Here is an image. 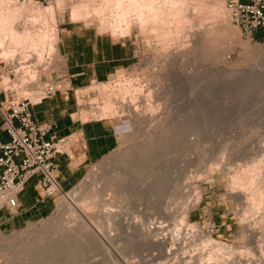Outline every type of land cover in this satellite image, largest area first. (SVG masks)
<instances>
[{
    "label": "rangeland",
    "instance_id": "1",
    "mask_svg": "<svg viewBox=\"0 0 264 264\" xmlns=\"http://www.w3.org/2000/svg\"><path fill=\"white\" fill-rule=\"evenodd\" d=\"M98 1L102 2L96 0L93 3L96 5ZM227 1L186 0L184 12H181L188 17L181 20L179 34L174 31L173 35H164L169 26L176 29L177 24L171 23L170 18L166 21L167 25L157 22L144 29L132 23L129 33L138 46L137 62L104 83L92 84L85 89L88 93L82 101L86 116L93 118L100 117L99 108L106 100L114 103V111L106 118L113 121L116 127L117 146L92 164L85 177L73 189L55 195V206L51 214L2 236L0 264H25L29 257L28 262L35 261L31 264H104L107 260L108 264H112V259H127L136 264H158L166 260L163 253L173 244L175 247L170 248L173 258L168 264H186L189 254L197 251L200 253L199 249L204 247L203 237L206 236L233 246V249H238L237 252L240 248L246 250L251 244V247L256 248L264 246V218L259 226L256 221V231L260 230L253 234L243 228L247 221L241 215L245 207H248L246 215L249 217L250 213V218H253L262 209L264 212V207L261 206L259 210V206L253 204V207L250 204L251 200L248 204L247 199L239 198L241 195L233 192L237 185V182L234 184L235 174L245 175L254 164L261 165L259 171L264 174V40L252 38L236 24L227 8ZM56 2H32V6L31 3L26 4L27 7L41 6L42 15L38 16V11L35 13L33 8L31 11L24 9L18 15L21 26L27 22L30 27H45L49 35L56 36L54 47L42 52L43 61L33 49L25 54L29 60L18 55L21 49L17 51L15 59L5 57L13 62L9 69H18L16 76H12V88L18 98L38 100L43 86L53 81L58 73L62 74L63 59L58 46L60 21L71 17L72 6L79 0ZM12 3L22 7V3L15 0ZM49 5L54 6L53 17L46 9ZM100 19L104 18L93 16L80 21L100 31L113 33L109 27L110 19L109 25ZM104 21L107 23V19ZM118 33L122 34L121 31ZM34 73L38 74L36 79L31 78ZM187 136L191 139H186ZM151 148L155 154L152 156L154 160L151 159L153 162L145 158ZM145 159L149 161L145 162ZM148 162L154 164L153 177L147 183L139 178L133 180L132 186L125 189L127 192L123 191L125 193L119 196V192H115L117 187L113 186L116 176L124 177L125 172L127 175L136 165L145 166ZM173 175L180 182L176 188L166 184V179ZM157 179L161 181L159 189L155 187ZM231 185L233 191L229 189ZM256 186L259 185L256 183ZM260 188L259 191L263 190L264 193V185ZM235 194L237 197H234ZM127 196L134 197L130 200ZM100 201L108 205H102ZM184 203L191 205L190 220L199 225V230L189 237L191 239L185 238V241L182 237L177 241L174 239V227H182V224H177L182 221L181 207ZM119 204L127 207V223L139 219L144 227H148L152 220L163 224L150 237L127 235L117 222L110 223L118 224L114 228L115 225H106L101 218L105 208L118 209ZM250 206L251 210L254 209L253 213ZM81 221L88 223L92 234L96 237L98 234L96 239L83 235L77 229ZM97 221L107 226L106 229L109 226L106 232H111L107 235L102 230L105 229L103 226L98 227L100 225ZM57 224H61L59 231L55 230V233H51L53 237L42 243L45 248L36 259V251H30L27 246L44 232L54 227L56 229ZM111 226L117 234L112 232L114 229ZM98 229L101 233L97 232ZM183 231L181 236H190L186 234L188 231ZM110 234L116 238L108 240ZM153 235L157 241L153 240ZM157 235H161L159 240L163 237L168 239L164 250L158 248L160 244H157ZM181 240L185 244L193 241L187 245L189 249L184 247V250V242ZM260 240L259 246L257 242ZM101 242L107 246L104 247ZM32 254H35L34 259L31 258ZM196 260L190 262L198 264ZM28 262L26 264H30Z\"/></svg>",
    "mask_w": 264,
    "mask_h": 264
},
{
    "label": "bare ground",
    "instance_id": "2",
    "mask_svg": "<svg viewBox=\"0 0 264 264\" xmlns=\"http://www.w3.org/2000/svg\"><path fill=\"white\" fill-rule=\"evenodd\" d=\"M59 1L60 0H57L56 3L58 4ZM80 1L81 0H79L78 3H75L72 6V9H71V17H72V19L74 21H77V20L79 21V20H82V19H85V20L87 19L88 20V18L91 19V17H93V16H95V17L98 16V17H103L104 19H107V23H106V21H104V19L103 20L100 19V20H102L101 22H105L104 24L109 25L108 24V20L110 19V26L109 27H111V29L113 30V33L115 35H119L120 32L118 33V31H121L122 34L128 33L130 31V28H131V25H132L133 22L139 24V26L144 29L146 27H149V25H152V23L155 24L157 22H161V23H165L166 24V21L169 18L171 20V21L169 20L171 23L175 22L177 24L176 27H175L176 29L173 30L172 28H170L171 26H169V28H166L167 31L164 32V35H168L169 36V34L171 35V33H172V35L175 34V33L179 34L178 28L181 25L180 24L181 20L185 19V18L187 19V17H188L186 15H183L184 8H185V5H186V0H102L101 3H99L100 1H98V4H96V5H95V3H93L96 0H84L83 2H80ZM30 3H31V6H32V1H29L28 3L27 2L26 3H22V5H21L22 7H20V6L18 7L16 5H12L13 4L12 0H0V53L4 57H13L14 58L16 56L17 51L21 49L20 50L21 54L18 52L19 53L18 55H20V56L22 55L25 59H28V57L25 54L27 52L29 53L28 50L31 51V49H33L36 52V55L38 56V58L42 59L43 58L42 57V52L45 51V49L48 50V49H52L54 47L53 46V41H55L56 36L55 35H49V32L46 31L45 27H43L42 29H41V27H40V29H38L39 27L36 28V27H34V25H32L33 27H30L29 25L26 24L27 22H25V24L23 26L20 25L21 23L18 20V15H19L20 12H23L24 9L25 10L27 9V11L29 9L31 11V9L33 8V10L34 9L36 10L35 13H37V11H38V13H37L38 16L42 15L41 6L35 5V7H27L28 5L26 6V4L30 5ZM53 8H54L53 5L52 6L49 5V7L46 8L50 12V13L49 12H47V13L51 14L52 17L54 15ZM181 11H183V12H181ZM180 13H182V14H180ZM182 23H183V21H182ZM181 27H182V25H181ZM21 29H23V30H21ZM150 29H151V31H153L155 29V27H154V29H152V28H150ZM170 29H172L173 31H171ZM124 31H126V32H124ZM157 31H155V33ZM174 31H175V33H173ZM160 35H162V34L160 33ZM7 44H8V47H6ZM27 55L29 56V54H27ZM24 58H23V60H24ZM44 58H45V56H44ZM45 60H46V58H45ZM42 61H43V59H42ZM18 62H20V61L18 60ZM30 75H31V73H30ZM37 75L38 74L35 75V73H34V74H32L31 78L36 79ZM24 79H26V78H24ZM128 83H130V82H128ZM129 88H127V89H129ZM38 95H40V94H38ZM99 109L100 110H99L98 116L100 115V118L106 117L107 115L111 114L114 111V103L111 100L108 99V100H106L104 102V104ZM85 117L87 118V116H85ZM189 131H190V127H189ZM162 132L163 131H161V133ZM188 135H190V133H188ZM186 139H191V138H190V136H187ZM188 141H190V140H188ZM153 151H154V149L151 148L149 154H147L148 156L145 155V158L146 157H148V159L150 158V161L154 160V158L152 157L153 155H155V154H153ZM148 159H145V162L149 161ZM152 162H148L149 164H145V166H144V164H140L139 166L136 165V167L133 166L134 168L130 167L132 169L131 170L128 169L130 172L127 175H126V172H125L124 177H123V175H122V177H120L121 175L119 177L116 176V178H115L116 182L113 184V186L114 187L116 186L117 190L115 191L114 188H113V190L115 192H119V196H120V193L127 192L125 189H128L129 186L131 187L132 186V181L135 180V179L139 178V180H141L142 182L147 183L149 181V179L151 177H153V172H154L153 171V165L154 164ZM150 163H152V164H150ZM260 166L261 165L257 166V164H254L253 166L251 165L249 167V169L247 170V172L245 173V175H241L239 173L235 174V176H234L235 177L234 184H236V182H237V185H236L237 187L235 186V188H234L235 190L232 188V185H231V188H229L230 190L232 189V191L234 190L233 192L238 193L239 196L241 195L239 198L243 197V198L247 199V203L248 204L250 203L248 201L251 200L252 203H250V204L252 206H253V204H256L255 206H257V207L259 206V210L262 209V207H264L263 206L264 205V193H263V190L259 191V188L261 187L260 189H262L263 185H264V176H263L264 174L262 173L263 174L262 175L261 172L259 171L260 170V168H259ZM147 169H148V171H146ZM125 170H127V169H125ZM144 172H148V173L146 174ZM170 173H169V175H170ZM178 180L179 179L175 178V176L174 177H169V178L166 179V184L168 183V185H170V187L176 188L177 185H179V183H180ZM169 181H170V183H169ZM160 182H161L160 179L156 180V184H155V182H153L155 184V187H158V189L160 188ZM256 183L259 185L258 187L256 186ZM154 184H151V185L154 186ZM255 186L257 188H255ZM155 187H153V188L155 189ZM229 189H228V194H229ZM123 191H125V192H123ZM256 191L258 192V195H257ZM255 192H256V194H255ZM135 193H137V192H135ZM133 194H131V195H133ZM135 195L137 196V194H135ZM236 195L237 194H235L234 197H237ZM199 196L200 195H198V197ZM132 197H134V196H132ZM132 197L130 198V196L129 197L127 196V199L130 198V200H131ZM199 200H197V203H198ZM137 201H138V198H137ZM100 203L102 205L103 204H105V205L107 204L106 202L103 203L101 201H100ZM184 204H182L183 206L181 207L182 208L181 212L183 211L182 212L183 214L181 215L182 216V218H181L182 221L177 224L178 226H180V224H182V227L181 226L180 227L176 226V228L174 227V229H175L174 239L177 240V241L180 240L182 237L184 238L183 240H185V238L188 239L189 237L194 235L193 234L194 232H197L199 230L198 229L199 225L196 222H192L190 220L191 205L189 206V203H184ZM195 205H196V203H195ZM166 206L167 205H165V207ZM252 206H250L249 209ZM116 208L112 209V207H111V209H108V210H107V208H105L104 212L101 215V218L104 219L103 221L106 223V225L107 224L115 225L114 228H116V226L119 224V228H121L123 230V232L125 234H127V235H130V236L133 235V236L145 237V238L146 237H150V236H152L151 233H155L153 231L158 230L159 227H161L162 224H163L161 221H156V220L153 221L152 220L149 223L148 227H144V224L142 222H140L141 220H139V219L136 220V221H133L132 223L131 222L127 223L125 221V219H126L125 215L128 212L127 207L124 204H122V205L118 206V209H116ZM162 208H164V207H162ZM247 210H248V207L247 208L245 207V209L243 210L244 213H241V215L243 216L244 221L245 220L247 221L245 223V226H243V228L246 231H248V233L255 234L257 231L260 230L259 229V230L256 231V229H258V228H256L257 226L255 225L256 221H257V225L260 224V223L262 224L263 221L262 222H260V221L262 220V218H264V212H262L263 211V209H262V211H261L262 213L259 212L258 216H255V215H257V214H255L253 218H250V217H252V215L250 216V213H249V217H248V215H246V213L248 214ZM253 210L254 209H252V210L250 209V211H252L251 213H253ZM259 210H257V212ZM136 218H137V216H136ZM102 219H100V222H101ZM257 219H259V221ZM97 222L100 225L99 221H97ZM111 222H113V223L117 222L118 224H113V223L110 224ZM50 224H52V222H50ZM78 224L79 225H77L78 226L77 229L80 230L83 233V235L92 236V237H95V239L98 237V234H97V237H96V235L92 234L93 231L91 230V228L88 225V223L86 224V222L81 221V223L79 222ZM53 225H55V224L53 223ZM60 225L57 224L56 225V227H57L56 229H54L55 228L54 226H53L54 228L51 227L52 228L51 231L48 230V232H46V233L44 232L46 235L43 233L39 237H37L35 241L33 240L32 243H29L30 246H27V247H29V250L34 252V253L36 251L37 254L36 255L34 254L36 256V259L41 256V255L39 256L38 254H40L43 251L42 249L45 248L44 245H43L44 244L43 242H45L48 239L50 240V238L53 237L51 233H53V232L55 233V230L60 229ZM102 226L104 227V225H100L98 227L101 228ZM105 227H107V226H105ZM130 227H131V230H129ZM114 228H112V226H111L112 230ZM74 229H76V228L74 227ZM174 229L172 228V231ZM184 229H185L186 232L188 231L187 233L186 232L185 233L186 234L189 233L190 236H188V235H187V237L186 236L185 237L181 236L182 235V231ZM102 230H105L104 232H106V230H109V226H108L107 229L105 228V229H102ZM117 230H118V227H117ZM72 231H74V230H72ZM99 231H101V230L98 229L97 232H99ZM110 232L107 231L106 232L107 235ZM112 232H115V229ZM159 232H161V230H159ZM99 233H101V232H99ZM248 233H247V235H248ZM156 234H157V232H156ZM183 234H184V231H183ZM110 235L111 236L108 237V240H109V238L112 237V234H110ZM250 235L253 237L252 234H250ZM102 236L104 237V235H102ZM113 237H115V236H113ZM159 237L157 235L156 238H158V240H159ZM163 238H165V239H163ZM163 238H161V240H159L157 242V244H160V245H158L159 249H161V248L163 249L165 247L164 245L166 243V240H168V239H166V237H163ZM171 239H173V238L171 237ZM189 239H191V238H189ZM192 239H193V237H192ZM203 239H204V241H203L202 245L204 247L199 249L201 254L197 251V249H196L197 252L193 251L194 253H192V254H189V252H188L189 260L188 261L185 260L186 264L187 263L188 264L189 263L192 264L191 262H192V260L194 262V259L198 260V262H199L198 264H264V250H263L264 246L262 247L261 244H260L261 245V247H260L261 249L259 247H257L259 249H257L256 247H251V245H252L251 244L250 247L248 246V248L246 250H245V248H244V250H243V248H240L242 250L239 249V251L237 252L238 249H233V246H230V245H228L226 243H223L221 241H217V240L213 239L211 236H206L205 238L203 237ZM113 240H115V239H113ZM153 240L157 241V239L154 238V235H153ZM183 240H181V241H183ZM106 241H107V239H106ZM185 241H187V240H185ZM185 241H183L184 244H185ZM192 241H189V242L191 243ZM110 242H114V241H110ZM259 242L261 243V240L257 242L258 245H259ZM101 243H102L103 246L105 245L104 242H101ZM187 243L185 244V246L182 243L183 248L184 247L185 248L188 247L187 245H189L190 243L189 244H187ZM248 243H249V241H248ZM109 244H111V243H109ZM172 244H173V242H172ZM254 245L255 244H253V246ZM105 246H107V245H105ZM180 246L181 245H179V247ZM23 247L21 249L25 248V250H26V247H24V248ZM154 247H156V246H154ZM172 247L173 248L175 247L174 244H173ZM172 247H169V250L167 248L168 251L165 248V250L167 252L165 251L166 253L164 252L163 254H164V257H166V260L163 261V262L161 261L158 264H168V262L170 260H172V258H173L172 254H171L172 250H170V248H172ZM195 247H197V246H195ZM199 247H200V245H199ZM185 248H184V250H185ZM186 249H189V248H186ZM175 250H176V248H175ZM235 250H236V254L234 255ZM30 251H29V253H30ZM177 252H179V251H177ZM177 252H174V253H177ZM197 253H199V255H197ZM30 255L31 254H28L27 256H30ZM34 255L32 254L31 258L33 257V259H34ZM37 255L39 257H37ZM176 256H178V255H176ZM180 256H182V255H180ZM185 257H187V256H185ZM110 258H111V256H110ZM204 258H206V259H204ZM13 259L15 260V258H13ZM16 259H17V255H16ZM27 259L29 260L30 257L27 258ZM27 259L25 258V261ZM28 260H27V262H28ZM38 260H36V261H38ZM197 260L195 261V263H197ZM21 261L23 262V259ZM104 261H106V259H104ZM104 261H102V262H104ZM178 261H179V259H178ZM102 262H100V263H102ZM108 262L109 261L107 260L105 263L108 264ZM111 262H112V264H136L134 262L127 261V259H123L122 261L119 260V259H116V260L112 259ZM183 262H184V260H183ZM28 263H30V264L31 263H35V261L28 262ZM109 264H111V263H109Z\"/></svg>",
    "mask_w": 264,
    "mask_h": 264
},
{
    "label": "crops",
    "instance_id": "3",
    "mask_svg": "<svg viewBox=\"0 0 264 264\" xmlns=\"http://www.w3.org/2000/svg\"><path fill=\"white\" fill-rule=\"evenodd\" d=\"M129 32L115 35L81 24L72 17L60 21L58 46L63 70L53 80L57 91L34 101L31 111L36 122L50 127L47 139L52 136L66 138L62 152L53 158L57 164V179L64 191L73 189L89 167L118 144L113 121L106 117L86 118L82 101L88 93L85 89L92 84L104 83L137 62L138 46ZM251 37L264 40V31L257 29ZM1 123L0 114V126ZM0 136L3 140L10 139L1 129ZM55 201V195L49 196L43 191L39 175L31 178L10 206L0 207V240L8 232L47 217L54 210Z\"/></svg>",
    "mask_w": 264,
    "mask_h": 264
},
{
    "label": "built area",
    "instance_id": "4",
    "mask_svg": "<svg viewBox=\"0 0 264 264\" xmlns=\"http://www.w3.org/2000/svg\"><path fill=\"white\" fill-rule=\"evenodd\" d=\"M51 3L54 0H15ZM227 8L233 20L249 36L257 30L264 31V0H228ZM13 62L0 55V129L6 131L9 140L0 136V207L10 206L31 178L39 175V183L46 195L53 196L64 191L57 179V164L53 161L62 152L65 137L47 139L49 126L33 119L30 97L18 98L12 88V76L17 70L9 69ZM57 91L54 81L47 82L39 99L52 96ZM20 158V160H17Z\"/></svg>",
    "mask_w": 264,
    "mask_h": 264
},
{
    "label": "trees",
    "instance_id": "5",
    "mask_svg": "<svg viewBox=\"0 0 264 264\" xmlns=\"http://www.w3.org/2000/svg\"><path fill=\"white\" fill-rule=\"evenodd\" d=\"M257 39H259V40H260V39H261V37H257Z\"/></svg>",
    "mask_w": 264,
    "mask_h": 264
}]
</instances>
